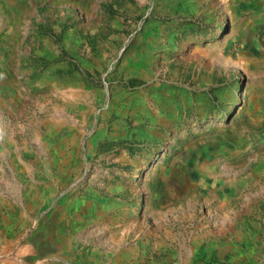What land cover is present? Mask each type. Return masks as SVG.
<instances>
[{"label":"rangeland","instance_id":"374dc122","mask_svg":"<svg viewBox=\"0 0 264 264\" xmlns=\"http://www.w3.org/2000/svg\"><path fill=\"white\" fill-rule=\"evenodd\" d=\"M0 264H264V0H0Z\"/></svg>","mask_w":264,"mask_h":264}]
</instances>
